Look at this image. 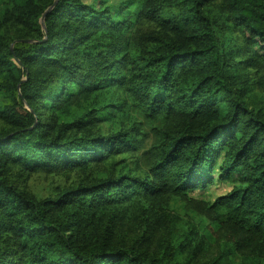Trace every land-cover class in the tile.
Returning a JSON list of instances; mask_svg holds the SVG:
<instances>
[{
    "label": "trees",
    "instance_id": "obj_1",
    "mask_svg": "<svg viewBox=\"0 0 264 264\" xmlns=\"http://www.w3.org/2000/svg\"><path fill=\"white\" fill-rule=\"evenodd\" d=\"M9 4L0 264H225L178 261L121 226L151 228L170 197L234 179L201 212L264 259V109L247 97L248 71L264 77V0H130L116 16L84 0ZM128 108L151 130L98 126ZM32 172L77 179L40 197L16 181Z\"/></svg>",
    "mask_w": 264,
    "mask_h": 264
},
{
    "label": "rangeland",
    "instance_id": "obj_2",
    "mask_svg": "<svg viewBox=\"0 0 264 264\" xmlns=\"http://www.w3.org/2000/svg\"><path fill=\"white\" fill-rule=\"evenodd\" d=\"M97 9L108 7L114 12L128 14L127 5L130 0H84ZM10 0H0V10H9ZM15 31V29H12ZM226 40H233L238 44L243 41L240 32H232L229 28L222 30ZM13 45V44H12ZM260 54H263L259 50ZM250 104L264 109V77L259 78L255 69L248 71ZM0 102H6L0 94ZM100 123L98 126L127 127L139 126L144 131L151 130L144 116L128 108L123 113H117L114 119ZM1 126V123H0ZM151 142V136L146 140V145ZM218 175V170L215 171ZM79 178V176H78ZM77 175L63 172L57 174L32 172L28 175H18L16 181L27 191L40 197L55 195L57 191L74 183ZM237 179L228 182L217 181L205 190L190 191L182 196L170 197L158 207L159 216L151 228H147L144 221L131 219L121 226V234H126L129 240L142 236L143 243L151 250L177 257L178 261L191 259L193 262L202 263L218 260L225 264H260L262 257L248 249L239 248V231L223 223L218 225L201 212V203L214 201L216 198L227 194Z\"/></svg>",
    "mask_w": 264,
    "mask_h": 264
}]
</instances>
